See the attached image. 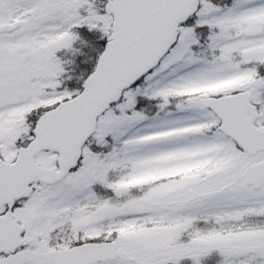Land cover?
I'll list each match as a JSON object with an SVG mask.
<instances>
[{
  "label": "snow or ice",
  "instance_id": "snow-or-ice-1",
  "mask_svg": "<svg viewBox=\"0 0 264 264\" xmlns=\"http://www.w3.org/2000/svg\"><path fill=\"white\" fill-rule=\"evenodd\" d=\"M0 264H264V0H0Z\"/></svg>",
  "mask_w": 264,
  "mask_h": 264
}]
</instances>
